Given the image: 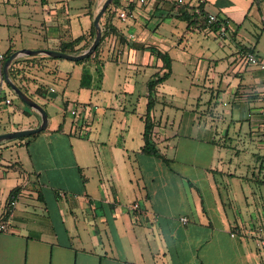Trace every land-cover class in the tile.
Returning a JSON list of instances; mask_svg holds the SVG:
<instances>
[{
    "label": "crops",
    "instance_id": "1",
    "mask_svg": "<svg viewBox=\"0 0 264 264\" xmlns=\"http://www.w3.org/2000/svg\"><path fill=\"white\" fill-rule=\"evenodd\" d=\"M104 1L0 0V133L41 121L2 94L5 54L58 50L80 36L74 48L83 51ZM182 8L196 18H182ZM251 11L264 23V0H117L100 17L108 33L98 57H15L17 81L46 111L47 126L0 141V216L8 221L0 264H264V239L254 236L264 225V71L245 61L248 51L264 57L263 32L239 34ZM208 13L225 23L223 34L206 24ZM158 52L169 55L171 72L150 86L166 71ZM106 54L116 62L110 79ZM41 68L65 80L60 96L42 83ZM84 70L88 87L80 86ZM194 84L204 90L192 93ZM149 96L158 155L141 150Z\"/></svg>",
    "mask_w": 264,
    "mask_h": 264
},
{
    "label": "trees",
    "instance_id": "2",
    "mask_svg": "<svg viewBox=\"0 0 264 264\" xmlns=\"http://www.w3.org/2000/svg\"><path fill=\"white\" fill-rule=\"evenodd\" d=\"M116 4H117V0H111V2L108 4V6L105 9V12H109L111 5H116ZM112 14L113 13H110V15H112ZM180 16L182 18H185L186 20L190 19L192 16H194V19H195L196 16H197V13H196V11H188L187 9H183L182 8L181 9ZM205 21H206V18H205ZM218 25H219V23L216 22V23H214L213 25H210V26H212L215 29V28H218ZM105 26L108 27V30H109V28H111L110 25L107 26L105 24ZM107 33H108V31L106 29H104V30L102 29L101 30V37H100L99 43L96 46L95 50L90 55H88L87 57L82 58V59H79V60H74V61L75 62H83V61H86V60H88V59H90L92 57H95L97 55V53H98V50H99V47H100L101 42H102V40L104 39V37H105V35ZM90 36H91V39L90 40L92 41L93 38H94V36H95V27H94L93 24L91 25ZM81 39H82V36L78 37L75 41L78 42ZM75 41L62 42L60 44L58 50L63 51V52H67V53H79L78 49H75L74 48ZM88 46L89 45H87V47ZM249 50H252V49H249ZM11 52H13V51L12 50H9L5 54V56L3 57V62L10 55ZM248 52H253V51H248ZM158 54L160 55V57L162 58V60L165 63L166 71L163 72L162 75H158L154 80L150 81V83H149L150 86H153L154 84L165 80L170 75V72H171V68H170V57H169V55L167 53H162V52H158ZM34 56H32V57H34ZM44 56H48V55H44ZM48 57H51V56H48ZM17 62H18V59L15 58V59L12 60V62L8 66V72H9L10 76L12 78H14V79L16 78V81H17V79H19V78H17V75L19 74V71L21 69V67H19L17 65ZM96 71L99 72L98 73V76H100L101 75V72H100V68L99 67L98 68L96 67ZM91 78H92V76L89 73V71L88 70H84L82 72V74H81L80 86L81 87H88L89 84H90ZM16 81H15V83L27 94V90L25 89V87L21 83V81H17V82ZM14 94H15V92H14ZM153 103H154V99L151 96H149L148 102H147V107H146V113H145V117H144V129H143V133H142L144 143L141 146V150L143 152H145V153H148V154L158 155L157 148L151 142V139H152L151 138L152 121L150 120V110L152 109ZM30 135L31 136L32 135H35V133H32ZM21 138H23V137H21Z\"/></svg>",
    "mask_w": 264,
    "mask_h": 264
},
{
    "label": "water",
    "instance_id": "3",
    "mask_svg": "<svg viewBox=\"0 0 264 264\" xmlns=\"http://www.w3.org/2000/svg\"><path fill=\"white\" fill-rule=\"evenodd\" d=\"M111 2V0H105L103 4L101 5L99 11L93 18V25L95 27V36L90 43V45L84 49L83 51L79 53H67L60 50L55 49H45V48H37V49H31V48H20L17 50H14L10 53V55L5 59L2 65V77L6 81V83L11 87V89L15 92V94L27 105L30 107L36 109L38 113L40 114L41 121L38 125L26 128V129H16L13 131L3 132L0 133V141L7 140V139H13L21 136H27L32 133H37L42 131L47 126V113L44 110V108L38 104L36 101H34L29 95H27L15 82H13L8 73V66L10 62L17 56L20 55H37V54H43L48 55L51 57H61L69 60H79L82 58L87 57L90 55L96 48V46L99 43L100 37H101V26H100V17L108 4Z\"/></svg>",
    "mask_w": 264,
    "mask_h": 264
},
{
    "label": "rangeland",
    "instance_id": "4",
    "mask_svg": "<svg viewBox=\"0 0 264 264\" xmlns=\"http://www.w3.org/2000/svg\"><path fill=\"white\" fill-rule=\"evenodd\" d=\"M235 2H238V3H240L241 2V0H234ZM250 15L248 16V19H247V21L245 22V25L244 26H241L240 27V30H239V34L240 33H242V34H247L246 32H245V28H247V31L249 32V34H258L259 33V35H260V33L261 32H263V36L259 39V41H258V45H257V49L259 50V52L262 54L263 52H264V23H259V21H257V16L253 13V11H251L250 13H249ZM233 29H230V32L232 31ZM230 32H228V38H229V35H230ZM258 35V36H259ZM218 41L217 39H213L212 38V43L214 44V45H216V41ZM220 41V40H219ZM174 54V53H173ZM97 57H98V55H96ZM171 56H176V55H171ZM66 61H68V59H65ZM96 60H98L97 58H96ZM176 60V59H175ZM174 63V75L172 76V78L169 80V82L168 83H170L171 85H176V61L175 62H173ZM102 66H105L106 67V70L108 71V78L107 79H110V73L112 72V70L111 69H113V67H114V65L116 64V62H113L112 60H111V58H110V56L109 55H103V60H102ZM210 64H211V66L213 65V62H210ZM213 68H214V65H213ZM41 70V72H40V74H45L46 76H40L41 78H42V83H44L45 85H50V86H53V88L54 89H56L57 90V92H58V94H59V96H60V94H62V89H63V84H64V81L65 80H62V79H60V78H55L54 77V75L53 74H48L49 72L47 71V68H41L40 69ZM110 70V71H109ZM25 77V76H24ZM23 78V77H22ZM139 78V77H138ZM26 79V78H25ZM72 79H70V81H71ZM22 81V80H21ZM69 81V82H70ZM207 85H209L211 88H214L215 87V85L213 84V83H209V84H207ZM194 87L192 88V90H191V92L192 93H196L197 91H199L200 90V88L202 87L201 85H199V84H194L193 85ZM206 89H209V88H207L206 87ZM202 90H204V88L202 87ZM209 90H211V89H209ZM103 90L101 89V90H99V93L102 95H104V96H107L108 95V92H102ZM7 94V95H10L11 97H12V99H13V102H14V104H16V103H20L21 101L18 99V97L14 94V92H13V90L11 91V88H10V86L6 83V82H4L3 83V92H2V94ZM198 94V93H197ZM3 95H1V97H2ZM102 99H103V96H100ZM202 105H203V103H202ZM61 107H62V105L59 103L58 105H48V110H49V112H50V114H59L60 112H61ZM60 108V109H59ZM203 107L201 106V109H202ZM81 109V108H80ZM93 111H91V116L89 117V123H91V121H92V117H93V113H92ZM221 143L222 142V140L221 141H219V137H217L216 139H215V141H214V143Z\"/></svg>",
    "mask_w": 264,
    "mask_h": 264
},
{
    "label": "built area",
    "instance_id": "5",
    "mask_svg": "<svg viewBox=\"0 0 264 264\" xmlns=\"http://www.w3.org/2000/svg\"><path fill=\"white\" fill-rule=\"evenodd\" d=\"M141 2H143L144 0H139ZM179 2H182V0H178ZM119 17L121 19H125L127 17V11L124 9H121L119 11ZM219 23L218 25V32L220 34H223L226 30V25L222 20H219L217 14L215 13H208L206 15V23L208 25H212L214 23ZM2 57V54H0V58ZM245 61L250 63V64H254L256 65L259 69L264 71V57H259L257 56L254 52H247L245 54ZM260 98H264V93L259 94ZM101 100V99H100ZM7 101H9L7 99ZM70 113L71 114H75L76 110L71 108L70 109ZM263 120H264V110H263ZM10 205H14V200L10 201ZM133 208L138 207V203H133L132 205ZM182 221H186L187 218L186 217H181ZM8 229V221L6 220V218H4L3 216H0V233L3 231H6ZM263 232H264V225L263 226H258L255 230H254V236L256 239L259 240V242L263 241Z\"/></svg>",
    "mask_w": 264,
    "mask_h": 264
}]
</instances>
